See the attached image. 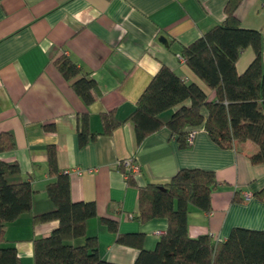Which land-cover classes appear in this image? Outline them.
Segmentation results:
<instances>
[{"label": "crops", "instance_id": "crops-1", "mask_svg": "<svg viewBox=\"0 0 264 264\" xmlns=\"http://www.w3.org/2000/svg\"><path fill=\"white\" fill-rule=\"evenodd\" d=\"M227 0H0V134L10 133L14 148L0 161L16 162L33 190L32 210L9 222L6 241L16 248L18 264H34L33 239L44 237L57 221L34 223L33 216L53 209L46 186V147L54 144L60 171H68L73 201H92L96 217L86 233L98 239L99 255L115 264H132L139 250L117 242L101 217L118 222V233L144 234L143 248L153 250L167 227L165 218L139 223L137 188L128 186L118 162L132 158L140 167L138 186L165 183L181 168L212 170L217 188L209 212L191 209L188 235L225 240L235 227L264 229V203L252 196L264 187V165L252 164V142L222 149L198 127L187 148H180L165 127L137 144L128 116L151 78L165 65L184 81L195 80L180 49L220 23ZM235 15L244 28L264 38V0H241ZM164 37L166 44L159 39ZM60 54L90 72L99 93L85 105L53 64ZM253 58L244 50L242 72ZM264 66V52L262 56ZM213 96L209 92V97ZM177 107L161 114L166 121ZM123 121L102 133L101 112ZM93 136L80 144L82 118ZM75 169H80L77 173ZM133 216V218H132ZM81 242V240H78Z\"/></svg>", "mask_w": 264, "mask_h": 264}, {"label": "trees", "instance_id": "trees-1", "mask_svg": "<svg viewBox=\"0 0 264 264\" xmlns=\"http://www.w3.org/2000/svg\"><path fill=\"white\" fill-rule=\"evenodd\" d=\"M240 1L227 0L223 20L181 47V57L195 80L184 81L165 65L151 78L127 118L137 144L165 127L180 148H187L189 131L202 127L222 149L252 142L257 149L249 155L250 162L264 165V38L260 31L241 26L235 15ZM248 48L253 58L238 72L237 61ZM53 64L85 105L95 101L99 91L90 72L66 54L57 56ZM175 107L164 121L161 114ZM101 119L103 134H111L123 122L113 110L101 112ZM92 136L83 117L79 143L85 144ZM13 148L12 135L1 133L0 151ZM46 153L48 174L54 178L47 184L46 194L54 207L34 215L33 222L58 224L49 235L33 239L34 264H115L99 255L97 237L86 233L87 221L97 215L94 202L71 199L68 174L58 168L56 146L47 145ZM117 168L127 185L137 188L135 219L139 223L159 217L167 221L155 248L146 250L143 233L120 234L116 220L100 218L108 230L118 234V243L139 250L132 264H264V229L235 227L219 241L209 235H188L190 210H211L210 195L217 188L212 170L181 168L165 183L138 186L122 164ZM253 196L264 203V187ZM32 203L31 183L19 165L0 161V264L19 263L16 248L1 244L6 241V225L30 212Z\"/></svg>", "mask_w": 264, "mask_h": 264}, {"label": "built area", "instance_id": "built-area-1", "mask_svg": "<svg viewBox=\"0 0 264 264\" xmlns=\"http://www.w3.org/2000/svg\"><path fill=\"white\" fill-rule=\"evenodd\" d=\"M196 131H197V128H193V129H191V130L189 131V133H188V135H187V142H188V143H191V142L193 141V138H194V136H195V134H196ZM119 164H122L123 167L125 168V170H126L128 173L132 174V175H134L135 173H139V172L141 171V170H140V167H139L137 164H135V163L133 162V159H132V158H128V159L122 160V161L118 162L117 165H119ZM75 171H76L77 173H81V170H80V169H75ZM63 173L68 174V171H63ZM124 176H125V175H124ZM252 196H253V194H252L251 192H245V193L243 194V198H244L245 200L250 199ZM210 236H213V234L210 235Z\"/></svg>", "mask_w": 264, "mask_h": 264}, {"label": "water", "instance_id": "water-1", "mask_svg": "<svg viewBox=\"0 0 264 264\" xmlns=\"http://www.w3.org/2000/svg\"><path fill=\"white\" fill-rule=\"evenodd\" d=\"M159 40H160L161 42H163L164 44H166V39H164V37H161Z\"/></svg>", "mask_w": 264, "mask_h": 264}]
</instances>
